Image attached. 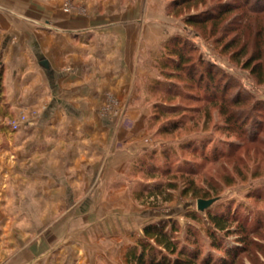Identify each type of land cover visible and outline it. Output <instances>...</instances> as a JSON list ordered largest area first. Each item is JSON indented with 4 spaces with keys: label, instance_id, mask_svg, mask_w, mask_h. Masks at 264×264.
<instances>
[{
    "label": "rangeland",
    "instance_id": "1",
    "mask_svg": "<svg viewBox=\"0 0 264 264\" xmlns=\"http://www.w3.org/2000/svg\"><path fill=\"white\" fill-rule=\"evenodd\" d=\"M63 1L67 8L72 0ZM93 1L102 8L117 2ZM121 1L123 17L133 13L143 21L139 76L132 90L123 92L124 101L109 93L99 114L112 134H124L133 160L106 186L70 189L67 202L55 206L61 215L55 221L64 227H102L108 249L122 242L123 258L118 246V253L109 250V264L110 258L129 264L128 248L144 237L145 226L161 222L176 228L179 247L197 253L195 264H264V0ZM222 9L229 10L218 16ZM190 16L195 17L188 21ZM175 36L191 56L186 70L164 67L165 42ZM250 58L252 67H247ZM205 63L226 73V95L207 92L187 78ZM256 64L260 73L253 71ZM238 95L246 97L244 104L234 102ZM127 99H134L132 105ZM160 105L176 109L158 115ZM27 109L15 110L0 97V131H22L10 122ZM74 109L63 113L75 115ZM77 109L83 115L94 111ZM231 114L237 119L229 122ZM176 124L172 133L161 131ZM201 198L215 201L200 210ZM65 210L75 215L65 218ZM209 213L228 217V228L216 231L221 248L209 237L214 230ZM23 221L30 227L49 220Z\"/></svg>",
    "mask_w": 264,
    "mask_h": 264
},
{
    "label": "crops",
    "instance_id": "2",
    "mask_svg": "<svg viewBox=\"0 0 264 264\" xmlns=\"http://www.w3.org/2000/svg\"><path fill=\"white\" fill-rule=\"evenodd\" d=\"M63 2L0 0L5 104L28 108L29 119L20 132L0 131V264H109L118 246L123 258L122 242L108 249L102 227L56 222L55 206L70 189L106 186L133 160L132 146L110 132L99 109L109 93L124 101L136 83L143 21L123 17L121 0L103 8ZM73 107L75 115L63 113ZM80 107L94 111L77 114ZM29 218L49 221L29 227Z\"/></svg>",
    "mask_w": 264,
    "mask_h": 264
},
{
    "label": "trees",
    "instance_id": "3",
    "mask_svg": "<svg viewBox=\"0 0 264 264\" xmlns=\"http://www.w3.org/2000/svg\"><path fill=\"white\" fill-rule=\"evenodd\" d=\"M185 3H188L184 0ZM264 4H262L263 8ZM227 10H221L216 16H221L222 13H226ZM221 13V14H220ZM188 21H191L195 16H190ZM210 16L204 18L202 21L208 19ZM179 37L169 38L164 45V49L168 54V58L165 61L164 67L172 66L176 70H186L185 63L190 61V57L185 50H187L186 45L179 43ZM252 58L246 62L247 67H252ZM262 66L256 64L253 67L254 73H260ZM172 76L173 73L167 74ZM187 78L191 82H195L201 89L209 92L212 90L217 95L220 91L222 94H227L226 87L222 86L223 83L227 80V75L225 72H220L216 67L205 63L203 70L197 74V70H191L188 72ZM0 97L5 99V84H4V66L0 65ZM245 98V99H244ZM246 97L238 95L235 98V103L244 104ZM221 109L224 115H227L228 112L225 110V105L221 104ZM159 110L158 115H164L165 113H171L176 107H165L157 106ZM236 116L231 114L227 116V121L231 122ZM240 125L243 123V120ZM176 124L175 127H165L161 128L164 133H172L175 129H178L179 126ZM175 128V129H174ZM194 216V214H191ZM209 218L214 225V230H209V237L212 239V245L217 248H221L222 245L219 239L216 236V231H225L228 228L227 221L228 217L220 216L217 214L209 213ZM169 225V224H168ZM165 222L153 223L144 227V237H141L135 244L131 245L128 248L127 258L129 264H195L197 261V253L194 254L189 249L186 250L183 247H179V240L174 235L176 228L174 226H168ZM231 255L230 252H228Z\"/></svg>",
    "mask_w": 264,
    "mask_h": 264
},
{
    "label": "built area",
    "instance_id": "4",
    "mask_svg": "<svg viewBox=\"0 0 264 264\" xmlns=\"http://www.w3.org/2000/svg\"><path fill=\"white\" fill-rule=\"evenodd\" d=\"M29 123V119L25 114H20L10 122L12 129L18 130L23 124Z\"/></svg>",
    "mask_w": 264,
    "mask_h": 264
},
{
    "label": "water",
    "instance_id": "5",
    "mask_svg": "<svg viewBox=\"0 0 264 264\" xmlns=\"http://www.w3.org/2000/svg\"><path fill=\"white\" fill-rule=\"evenodd\" d=\"M215 201V199H199L197 204H198V208L200 210H205L207 209L213 202Z\"/></svg>",
    "mask_w": 264,
    "mask_h": 264
}]
</instances>
